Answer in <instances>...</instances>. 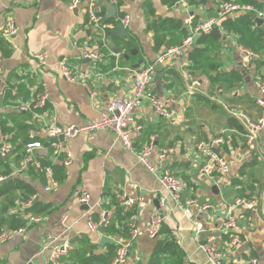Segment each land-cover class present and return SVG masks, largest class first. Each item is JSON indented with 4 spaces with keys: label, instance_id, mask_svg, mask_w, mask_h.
<instances>
[{
    "label": "crops",
    "instance_id": "0c3cea01",
    "mask_svg": "<svg viewBox=\"0 0 264 264\" xmlns=\"http://www.w3.org/2000/svg\"><path fill=\"white\" fill-rule=\"evenodd\" d=\"M106 1L117 8L115 17L109 16ZM117 1L93 0L96 12L115 24L103 47V34L90 23L85 5L71 9L68 0H0V32L9 18L19 27L10 40L0 35L4 75L0 83V149L6 143L11 145L6 160L12 168L11 177L32 185L39 195L36 201L51 207L40 223L0 245V264H49L53 248L70 241L74 250L84 236L95 245L97 255L106 254L108 245H118L125 238L132 219L145 227L155 212L164 217L159 236L139 238L126 264H152L156 257L160 264H208L199 245L209 243L211 237H216L223 264H251L253 260L264 264V131L250 145L239 119L241 114L252 121L261 116L255 83L264 72V49L250 69H243L237 52L240 41L234 32L217 27L221 33L218 40L211 34L200 36L185 56L156 70L151 91L167 104L170 119L158 116L148 102L134 111L135 123L142 127L135 151L153 142L152 160L159 166V152L172 149L174 153L160 167L184 182V204L196 200L209 205L208 211L187 217L163 188L159 175L142 165L136 153L128 151L109 130L81 134L68 142L67 151L72 154L68 167L63 165V156H54L46 124L66 127L97 121L112 100L132 94L135 70L150 65L156 68L157 57L165 49L180 44L192 27L219 12L214 0H207L206 5L179 1L173 7L162 0ZM256 1L257 8L264 11V0ZM124 17L130 23L125 27L127 35L121 36L117 30ZM257 26L264 32V25ZM82 48L101 49L104 56L86 61L80 57ZM40 53L47 54L46 67L35 58ZM62 60L87 75L86 87L62 76ZM44 90L48 94L45 109L37 113L18 110L21 103L34 100ZM216 139L223 142L214 144V151L230 169L225 174L205 175L202 169L208 165V156L198 145H210ZM33 142H40L43 149L35 152L21 171L19 157H25L26 146ZM46 161L51 163L47 166L65 170V179L51 191L45 190L49 177L36 167L37 162L44 165ZM83 193L90 195L88 210L79 202ZM122 197L137 204L128 208ZM238 199L254 202L255 210L233 209ZM118 212L130 218L116 222V235L90 230V217L99 221L109 215L112 221ZM63 217H67L65 225ZM230 219L238 227L241 243L237 246L231 243L234 231L226 228ZM197 222L204 228L200 244L195 239ZM104 237L110 242L102 245Z\"/></svg>",
    "mask_w": 264,
    "mask_h": 264
},
{
    "label": "built area",
    "instance_id": "2783aa9c",
    "mask_svg": "<svg viewBox=\"0 0 264 264\" xmlns=\"http://www.w3.org/2000/svg\"><path fill=\"white\" fill-rule=\"evenodd\" d=\"M70 2V8H78L81 5L86 6L88 18L93 27L99 30L103 34V47H106L108 33L114 29L115 24L107 22L104 17L98 14L95 10L93 0H68ZM113 4H116L117 0H110ZM219 12L216 17L210 18L190 29L188 35L182 40V42L176 46L165 49L158 57L157 64L167 65L171 62H175L182 58L190 51L195 44L196 38L200 36L210 35L213 30L219 27L221 21L234 14H249L254 13L259 19L264 21V11L256 9L253 5L247 3H238L236 1L226 0H214ZM181 3H187V0H180ZM124 27H127L130 23L128 17H124L119 21ZM19 32V27L13 18H9L5 27L0 32V35L10 40L15 37ZM237 52L241 56V66L243 69H250L252 65L260 58V55L248 49L247 47L239 44L237 46ZM104 56L101 49L95 48H82L80 50V57L84 60H99ZM36 60L42 67L47 66V54L40 53L35 55ZM62 76L71 83L81 82L85 87L87 86V75L83 72L74 71L65 60L60 63ZM134 90L132 94L126 98H116L112 100L105 112H103L97 121H90L82 126L69 125L66 127L60 126L54 122L45 125V133L50 140V145L53 149L55 157H64L63 165L68 167L72 164V154L67 151V143L75 139L81 134L93 135L102 130H109L114 133L116 138L123 144V146L130 152H135L138 161L144 165L151 173L158 176L163 188L171 195L175 205L182 209L185 215L189 218L192 217L193 212L198 214L206 212L210 209L209 205H202L196 200H188L184 204L182 201V193L185 189L184 182L174 176L171 172L162 170L160 167L164 162L168 161L171 155L174 153L172 149H165L159 152L157 160L159 166L155 165L152 160V155L155 150L153 142L145 144L139 151H135V142L140 136L142 130L141 126L135 123L134 111L143 102H148L155 113L167 119L171 118V112L169 111L167 104L163 102L156 94L151 91V86L156 78L157 72L154 65H150L144 68H140L134 71ZM3 71L0 67V83L3 81ZM257 90L256 103L261 108V116L257 121H252L247 115L241 114L239 116L240 121L243 123L247 130V139L250 145L254 144L258 136L264 131V72L262 76L255 83ZM90 97L95 99V94L88 90ZM48 101L47 91H41L37 93L34 100L21 103L18 106V110L21 112H39L45 109ZM63 137L64 140H59ZM56 139V140H54ZM222 139H216L210 145L201 143L198 145V149L203 151L208 156V165L202 169V173L205 175H212L214 172L227 173L229 172V164L214 151V144L222 143ZM43 149V145L40 142H33L26 146L25 157L21 161V171H24L31 160L32 155ZM11 150V145L6 143L0 149L2 157L6 156ZM161 164V165H160ZM37 169L46 174L50 179V184L45 188L46 191H51L59 185L54 178V171L52 167H44L41 163H36ZM160 173V174H159ZM7 180V177L0 176V183ZM39 198L36 194L32 200L27 202H20V207L29 208L34 201ZM79 202L82 205L88 206L90 203V195L83 193L79 197ZM122 202L128 208L137 204V201L130 198L122 197ZM238 207H245L248 210H255L254 202H250L246 199H238L232 206L233 209ZM28 225L19 230H7L4 229L0 233V245H3L14 238L15 235L26 232V230L35 224L42 221L41 216H34L30 213L25 215ZM132 223L129 225V234L127 238L122 239L118 246V252L114 258L113 264H126L130 255V252L135 242L141 237H149L150 239H156L163 227L164 217L155 212L150 216L149 222L145 227H139L135 219H132ZM110 221L109 215L102 217L99 221H94L89 218V228L92 232H98L101 228L107 227ZM67 217H63L62 224L65 225ZM226 228L234 231L232 233L231 243L237 246L241 243L240 238L237 235L238 227L234 219H230L226 223ZM195 239L200 244V235L204 232L203 225L199 222L195 223ZM53 242L56 239L50 238ZM216 237H211L209 243L200 244L199 249L203 251L207 256L208 264H223L224 255L218 249L215 244ZM73 249V245L70 241H66L60 246H56L52 250L49 264H58L59 261L66 257ZM29 264H33L32 262ZM251 264H258V261L253 260Z\"/></svg>",
    "mask_w": 264,
    "mask_h": 264
},
{
    "label": "trees",
    "instance_id": "16d2710c",
    "mask_svg": "<svg viewBox=\"0 0 264 264\" xmlns=\"http://www.w3.org/2000/svg\"><path fill=\"white\" fill-rule=\"evenodd\" d=\"M179 1L180 0H162V2L169 7H173ZM241 2L251 4L256 9L260 8L256 0H241ZM193 3L197 5H206L207 0H193ZM219 27L237 34L240 44L250 50L259 53L264 49V32L248 14H244L235 19L229 16L221 21ZM211 35L213 39L218 40L221 37L220 29L215 28ZM23 156L24 155H21L19 157L18 162L23 159ZM8 159L9 153L0 159V173L7 176V180L0 184V233L4 229L15 231L26 227L28 225V221L25 217L27 213L43 217V215L51 211L50 206H44L38 201H34L29 208L24 209L20 207V202L32 200L37 194V190L22 179L11 177L12 168L6 163ZM47 165H51V163L46 161L43 166L47 167ZM52 169L54 171L55 180L61 183L65 179L64 167L54 165ZM17 207L19 208V212H17ZM129 218L130 215L127 216L118 212L114 220L110 221L107 227L101 228L99 231L116 235V222H124ZM128 234L129 232L126 234L125 238H127ZM118 249V245L111 244L107 246L106 254L97 255L95 253V245L91 243L87 236H84L79 240L78 248L71 250L66 256L67 259H63V257L58 264H64L65 261L71 262V264H113ZM152 264H160V259L158 257L152 259ZM181 264L185 263L181 262Z\"/></svg>",
    "mask_w": 264,
    "mask_h": 264
},
{
    "label": "water",
    "instance_id": "95a60500",
    "mask_svg": "<svg viewBox=\"0 0 264 264\" xmlns=\"http://www.w3.org/2000/svg\"><path fill=\"white\" fill-rule=\"evenodd\" d=\"M106 8H107V10H108V12L110 14L109 16H111V17H115L116 16V14H117V8L115 6H113L109 1H106ZM248 16L252 20H254L255 23H257L259 26L264 25V21L261 20V19H259L254 13H249ZM117 32L121 36H126L127 35V31H126L125 27L122 24H120V23L118 24V30H117ZM86 61H91V60H86ZM161 66L162 65H160V64L156 65V70H158ZM54 140H56V139H54ZM59 140L63 141L64 138L63 137H60ZM85 208L87 210L89 209V207L86 206V205H85ZM109 242H110L109 239L106 238V237H104L102 239V245H105L106 243H109Z\"/></svg>",
    "mask_w": 264,
    "mask_h": 264
}]
</instances>
